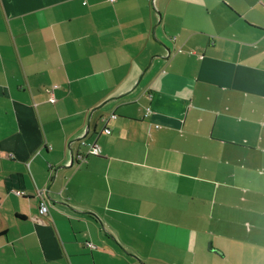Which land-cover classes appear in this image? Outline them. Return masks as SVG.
I'll list each match as a JSON object with an SVG mask.
<instances>
[{"label":"crops","instance_id":"obj_1","mask_svg":"<svg viewBox=\"0 0 264 264\" xmlns=\"http://www.w3.org/2000/svg\"><path fill=\"white\" fill-rule=\"evenodd\" d=\"M0 264H264V0H0Z\"/></svg>","mask_w":264,"mask_h":264},{"label":"built area","instance_id":"obj_2","mask_svg":"<svg viewBox=\"0 0 264 264\" xmlns=\"http://www.w3.org/2000/svg\"><path fill=\"white\" fill-rule=\"evenodd\" d=\"M109 2H113L114 0H107ZM49 94L51 95V97L49 98V102L50 103H54L55 99L52 95L51 90H48ZM150 113V110L147 109V111L145 112V115L147 116ZM109 119H117V116L114 114L111 115H107V116H103L101 118L102 122L107 123V121ZM155 128H158V126H156ZM104 133L109 135L110 134V130L108 128H106L104 126L103 129ZM81 146L85 147L86 150L84 153H78L76 154L72 161L75 163H85L87 161V158L90 156H99L100 155V148L95 144V143H88L84 140L80 141ZM42 193V192H41ZM18 195H21V193H17ZM40 194V193H39ZM48 213V203L46 202V199L43 197H41L39 199V205H38V215L39 216H45Z\"/></svg>","mask_w":264,"mask_h":264},{"label":"rangeland","instance_id":"obj_3","mask_svg":"<svg viewBox=\"0 0 264 264\" xmlns=\"http://www.w3.org/2000/svg\"><path fill=\"white\" fill-rule=\"evenodd\" d=\"M46 216V215H45Z\"/></svg>","mask_w":264,"mask_h":264}]
</instances>
